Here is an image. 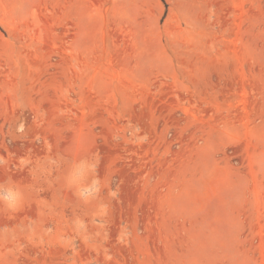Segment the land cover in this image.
Here are the masks:
<instances>
[{
  "label": "rangeland",
  "instance_id": "rangeland-1",
  "mask_svg": "<svg viewBox=\"0 0 264 264\" xmlns=\"http://www.w3.org/2000/svg\"><path fill=\"white\" fill-rule=\"evenodd\" d=\"M0 264H264V0H0Z\"/></svg>",
  "mask_w": 264,
  "mask_h": 264
}]
</instances>
